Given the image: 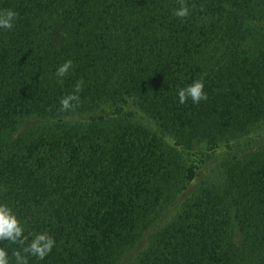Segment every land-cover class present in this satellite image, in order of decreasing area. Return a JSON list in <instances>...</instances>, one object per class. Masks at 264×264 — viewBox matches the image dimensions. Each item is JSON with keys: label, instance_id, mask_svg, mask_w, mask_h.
Returning a JSON list of instances; mask_svg holds the SVG:
<instances>
[{"label": "trees", "instance_id": "1", "mask_svg": "<svg viewBox=\"0 0 264 264\" xmlns=\"http://www.w3.org/2000/svg\"><path fill=\"white\" fill-rule=\"evenodd\" d=\"M178 143L264 120V0H0V264H118L194 179ZM250 143V144H249ZM231 144L131 264H264V140Z\"/></svg>", "mask_w": 264, "mask_h": 264}, {"label": "rangeland", "instance_id": "2", "mask_svg": "<svg viewBox=\"0 0 264 264\" xmlns=\"http://www.w3.org/2000/svg\"><path fill=\"white\" fill-rule=\"evenodd\" d=\"M107 116H116L135 124L139 123L144 125L153 133L157 134L167 146L174 148L182 163L188 168H193L196 172L194 179L186 183V187L179 197L172 202L170 206L164 209L161 216L141 236L137 243L127 250L118 264H131L139 253L148 245L154 234L178 213L183 202L201 182L207 177H215L218 175L220 158L225 152L227 145H235L237 143L248 144L251 142L252 146H255L259 145L264 140L263 120L258 122L249 133L235 140H222L216 147L205 142L193 143L191 145L178 143L174 135H171L169 131L161 127L155 119L146 114L133 100H129V102L120 109L108 105L101 109L88 112H77L64 117H48L41 115L27 116L22 119L20 130L25 132L39 128H58L62 124L65 126H88L92 125L97 119Z\"/></svg>", "mask_w": 264, "mask_h": 264}]
</instances>
